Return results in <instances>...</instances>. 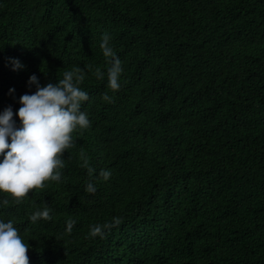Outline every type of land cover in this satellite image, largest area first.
Listing matches in <instances>:
<instances>
[{
    "label": "trees",
    "instance_id": "obj_1",
    "mask_svg": "<svg viewBox=\"0 0 264 264\" xmlns=\"http://www.w3.org/2000/svg\"><path fill=\"white\" fill-rule=\"evenodd\" d=\"M76 66L91 127L60 182L0 206L29 264H264V0H0V112Z\"/></svg>",
    "mask_w": 264,
    "mask_h": 264
},
{
    "label": "clouds",
    "instance_id": "obj_2",
    "mask_svg": "<svg viewBox=\"0 0 264 264\" xmlns=\"http://www.w3.org/2000/svg\"><path fill=\"white\" fill-rule=\"evenodd\" d=\"M112 37L105 33L102 37L101 49L104 57L110 58L107 71L108 87L114 91L121 87L120 78L123 73L122 61L111 45ZM12 70H20L24 66L15 58L10 59ZM85 69L76 66L73 70L63 71L62 78L56 83L41 86L38 77L33 74L28 81L34 86L33 94L22 95L20 105L14 113L11 106L0 112V194H8L0 199V206L9 203H21L33 189L44 188L46 181L60 182L65 167L63 153L75 146L73 133L77 129L91 127V120L83 105L89 101V93L80 85L86 76ZM98 79L104 73L96 70ZM15 89H9V95ZM112 102V97L104 93L102 97ZM14 116L16 119H14ZM19 121V124H17ZM91 171V170H90ZM105 179L110 178V171H102ZM85 191L94 194L96 186L89 182ZM52 209L45 206L30 215L35 223L39 220H51ZM121 223L120 218H113L111 223L94 225L92 236H104V229ZM74 221L67 222V230L71 231ZM30 250L20 229L14 220L7 222L0 218V264H29L27 252Z\"/></svg>",
    "mask_w": 264,
    "mask_h": 264
}]
</instances>
